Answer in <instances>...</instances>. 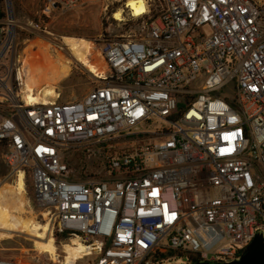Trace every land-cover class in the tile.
I'll return each instance as SVG.
<instances>
[{
	"label": "built area",
	"instance_id": "obj_1",
	"mask_svg": "<svg viewBox=\"0 0 264 264\" xmlns=\"http://www.w3.org/2000/svg\"><path fill=\"white\" fill-rule=\"evenodd\" d=\"M142 1L109 23L124 29L102 42L95 86L27 103L23 27L0 0V160L8 176L29 171L56 230L89 247L0 264H211L264 240V0Z\"/></svg>",
	"mask_w": 264,
	"mask_h": 264
},
{
	"label": "rangeland",
	"instance_id": "obj_2",
	"mask_svg": "<svg viewBox=\"0 0 264 264\" xmlns=\"http://www.w3.org/2000/svg\"><path fill=\"white\" fill-rule=\"evenodd\" d=\"M126 2L127 0H80L78 8L66 11L55 9L46 17L40 12L43 7V0H12L14 14L23 27L17 30L15 45L16 53L23 56V63L48 67L47 65L51 61L54 62L56 56L59 57V52L68 57L69 54L61 43L63 36L81 37L92 43L93 51L90 54V61L93 66L91 62L88 66L73 62L64 75H56L57 77L55 76L53 79L49 78L51 71L46 68L45 71L50 72L46 71V77H40L37 81V88L48 80L59 93L58 100L66 102L80 98L95 86L99 82L96 73L106 70L100 68L102 64L99 62L103 63L104 61L99 53V48L102 42L106 40L108 33L112 36L119 34L124 29L122 26H109V23L114 19L112 15L118 8L123 9L121 17H130V12L125 7ZM37 20L41 21L42 27L39 30H34L30 26V21L35 22ZM48 73L50 74L48 75ZM7 173V167L0 160V185L11 186L14 184L16 177L8 176ZM24 198L27 200L28 206L26 205V211L23 215L31 217L39 223L48 221L51 234L54 235L57 230L53 213L46 214L48 210L38 206L34 199L29 198L27 191ZM35 239L37 238L33 235L15 232L8 239L0 240V256L19 257L23 255L26 257L37 253L33 246ZM69 241L68 238L65 242H55L57 252L61 253L62 245ZM191 263L187 255H176L158 264Z\"/></svg>",
	"mask_w": 264,
	"mask_h": 264
},
{
	"label": "bare ground",
	"instance_id": "obj_3",
	"mask_svg": "<svg viewBox=\"0 0 264 264\" xmlns=\"http://www.w3.org/2000/svg\"><path fill=\"white\" fill-rule=\"evenodd\" d=\"M126 7L131 10L134 15H140L144 11L142 0H127ZM113 17L115 19H121L120 8L113 13ZM61 43L68 52V57H65L59 52V57L56 56V59L53 60L54 62L51 61V63L47 65L48 67L34 65L33 63L28 62L29 65H27V70L30 77V83L24 81L22 95V98L27 103H46L59 97V93L55 89V86H53L48 80L45 84L40 85L37 88V81L41 76L42 78L43 76L46 77V71L49 69L51 71H48L51 73H48V75L50 74L49 78L53 79L56 75H64L70 68V64L73 62L81 64L82 66H88L92 63L90 61V54L93 50L92 43L89 40L81 37L63 36ZM92 56L94 55L92 54ZM99 63L102 64V67L100 66V68L106 69L105 62ZM91 65L93 66V63ZM92 66L90 67L92 68ZM46 68H48V70L45 71ZM25 192L23 174L21 172L16 176L13 185H0V240L5 238L8 239L15 232L27 233L37 238L33 241V246L38 253L54 255L57 251V247L50 231V223L48 221L39 223L31 217H25L23 215L26 211V205L28 206V202L24 198ZM46 214L49 215V212ZM62 246L66 252V260L70 262L81 257L85 251L89 249V247H87L78 237L70 238V241L64 243Z\"/></svg>",
	"mask_w": 264,
	"mask_h": 264
},
{
	"label": "water",
	"instance_id": "obj_4",
	"mask_svg": "<svg viewBox=\"0 0 264 264\" xmlns=\"http://www.w3.org/2000/svg\"><path fill=\"white\" fill-rule=\"evenodd\" d=\"M22 70L24 81L30 83V77L26 63L22 64ZM211 264H264V240L261 235H256L245 247L237 259L229 262H215Z\"/></svg>",
	"mask_w": 264,
	"mask_h": 264
},
{
	"label": "trees",
	"instance_id": "obj_5",
	"mask_svg": "<svg viewBox=\"0 0 264 264\" xmlns=\"http://www.w3.org/2000/svg\"><path fill=\"white\" fill-rule=\"evenodd\" d=\"M125 28H127V27H125ZM24 183H25V188L27 191V196L29 198L34 199L33 181H32L31 173L29 171H26ZM53 236H54V240L56 243L65 242L69 238V235L67 234L66 231H63V232L55 231ZM170 254H172V253H170ZM188 257L190 260H193L192 255H188Z\"/></svg>",
	"mask_w": 264,
	"mask_h": 264
}]
</instances>
